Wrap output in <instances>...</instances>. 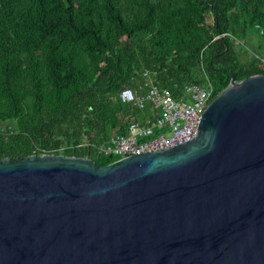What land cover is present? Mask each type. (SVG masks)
<instances>
[{
	"label": "water",
	"instance_id": "95a60500",
	"mask_svg": "<svg viewBox=\"0 0 264 264\" xmlns=\"http://www.w3.org/2000/svg\"><path fill=\"white\" fill-rule=\"evenodd\" d=\"M0 264H264V73L163 150L0 157Z\"/></svg>",
	"mask_w": 264,
	"mask_h": 264
},
{
	"label": "trees",
	"instance_id": "16d2710c",
	"mask_svg": "<svg viewBox=\"0 0 264 264\" xmlns=\"http://www.w3.org/2000/svg\"><path fill=\"white\" fill-rule=\"evenodd\" d=\"M253 32L263 48L264 0H0V157L109 164L97 147L143 118L123 88L150 71L176 95L207 77L216 96L264 73Z\"/></svg>",
	"mask_w": 264,
	"mask_h": 264
},
{
	"label": "built area",
	"instance_id": "2783aa9c",
	"mask_svg": "<svg viewBox=\"0 0 264 264\" xmlns=\"http://www.w3.org/2000/svg\"><path fill=\"white\" fill-rule=\"evenodd\" d=\"M235 43H241L233 38ZM264 70V55L248 51ZM144 80L127 86L119 93L121 102L143 112L142 120L132 118L121 131L116 128L109 139L97 147L98 152L117 159L145 151H159L191 139L208 103L215 97L206 77L204 85H185L176 95L156 84L154 74L142 73ZM116 159V160H117Z\"/></svg>",
	"mask_w": 264,
	"mask_h": 264
},
{
	"label": "rangeland",
	"instance_id": "374dc122",
	"mask_svg": "<svg viewBox=\"0 0 264 264\" xmlns=\"http://www.w3.org/2000/svg\"><path fill=\"white\" fill-rule=\"evenodd\" d=\"M257 39H258V35L255 33V32H253L252 34H250V41H251V50H253L254 52H257V53H259V54H261V55H264V47L263 48H261V49H257V47H254V45H253V43H257ZM244 41L245 42H248L249 41V38H246V39H244ZM240 42H243V40H240Z\"/></svg>",
	"mask_w": 264,
	"mask_h": 264
}]
</instances>
